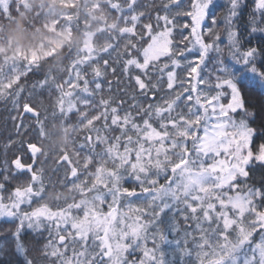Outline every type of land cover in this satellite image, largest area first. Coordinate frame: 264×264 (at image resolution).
Returning a JSON list of instances; mask_svg holds the SVG:
<instances>
[{"label":"snow or ice","instance_id":"snow-or-ice-1","mask_svg":"<svg viewBox=\"0 0 264 264\" xmlns=\"http://www.w3.org/2000/svg\"><path fill=\"white\" fill-rule=\"evenodd\" d=\"M110 7L123 17L120 46L110 44L107 58L86 52L66 79L34 85L54 88L51 115L75 113L85 133L80 165L65 154L58 180L79 195L47 203L52 185L36 166L38 144L29 143L32 163L13 161L29 180L7 195L0 182V219L14 224L0 231V264H174L176 252L166 260L163 244L177 246L180 264H264V182L249 179L257 164L264 168V121L253 126L257 112L244 91L259 94L264 113V0H226L219 13L216 0H189L187 7L165 0L155 24L151 15L141 20L138 0ZM113 54L134 87L127 108L112 97L95 100L100 78L116 71ZM36 67L28 61L23 74ZM18 107L40 127L38 108ZM25 229L49 239L32 247Z\"/></svg>","mask_w":264,"mask_h":264},{"label":"trees","instance_id":"trees-1","mask_svg":"<svg viewBox=\"0 0 264 264\" xmlns=\"http://www.w3.org/2000/svg\"><path fill=\"white\" fill-rule=\"evenodd\" d=\"M111 2L112 0H0V7L7 8V12L0 11V182L5 184V195L29 180L28 174L16 170L13 164L16 158H20L25 164L32 163V155L27 148L29 143L38 144L36 166H39L45 180L52 185L47 193V203L52 205L57 202H70L79 195V189L62 188L58 180L63 177L65 165L61 163V158L65 154H68L74 165H80L86 150L80 152L77 145L79 140H83L85 133L77 123L75 113L69 118L51 115L57 96L54 88L41 89L34 85L44 77L49 78L50 85L66 79L72 61L86 52L107 58L105 49L110 44L112 47L120 46L122 40L119 33L123 27V17L112 10ZM138 2L139 10L146 13L141 20L146 22L148 15H151L152 23L155 24V16L163 14L161 9L165 0ZM182 2L187 7L189 0ZM216 2L217 13L226 8V0ZM253 3L254 0H247V5L251 6ZM250 10L249 7L247 11ZM178 19L184 22L187 18ZM246 24L247 12L241 20L242 33L247 31ZM137 28L140 30L139 24ZM54 38H63L64 45L51 56L32 61L37 67L25 76L24 68L28 64L27 55L31 49H45ZM221 39L224 44L227 43L224 36ZM109 62L116 71L113 73L109 69L107 74L100 78L102 90L95 100L98 101L101 95L105 98L112 97L116 101H125L122 107L127 108L132 103V95L135 94L133 84L122 71L123 62H117L115 54L109 58ZM212 67L210 63L205 69V74ZM244 91L257 112L253 126L259 128L264 121V113L260 107L261 98L256 92H249L247 89ZM25 102L39 109L42 118L39 128L35 116L26 114L22 107H18ZM80 107L83 108V105ZM94 111L95 108L88 109L89 115ZM100 147L98 145L97 150H100ZM92 167L90 165V169ZM4 176H8L7 181ZM262 178L264 168L257 164L250 175V182L259 187L264 182ZM71 179L69 177V180ZM121 204V210H127L125 201L122 200ZM22 207L27 209V206ZM104 210H107L106 206ZM12 227V222L0 219V231ZM22 235L25 242L32 247H42L49 239L47 232L40 235L30 229H25ZM179 236V233L176 236L168 233L170 240ZM3 240L4 237H0V242ZM161 247L166 254V260H172L173 253L176 252L174 264H180L176 245L163 244ZM184 259L194 261L195 257Z\"/></svg>","mask_w":264,"mask_h":264},{"label":"rangeland","instance_id":"rangeland-1","mask_svg":"<svg viewBox=\"0 0 264 264\" xmlns=\"http://www.w3.org/2000/svg\"><path fill=\"white\" fill-rule=\"evenodd\" d=\"M216 1H220V0H216ZM63 45H64L63 38H54L52 42H50V45L45 49L42 47H38L34 50L31 49V51L27 55V58L29 61H36V60H40L43 58H47L51 56L53 53H55L57 50H59ZM2 82H3V79H2ZM0 86H2L1 83H0ZM4 86L7 87L8 85H4Z\"/></svg>","mask_w":264,"mask_h":264},{"label":"water","instance_id":"water-1","mask_svg":"<svg viewBox=\"0 0 264 264\" xmlns=\"http://www.w3.org/2000/svg\"><path fill=\"white\" fill-rule=\"evenodd\" d=\"M26 114H30V115L34 116L32 113H27V112H26Z\"/></svg>","mask_w":264,"mask_h":264}]
</instances>
